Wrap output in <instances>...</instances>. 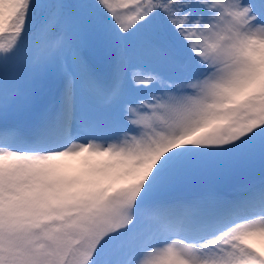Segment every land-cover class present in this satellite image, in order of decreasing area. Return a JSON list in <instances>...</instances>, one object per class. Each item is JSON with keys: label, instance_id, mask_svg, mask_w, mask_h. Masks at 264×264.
<instances>
[{"label": "snow or ice", "instance_id": "snow-or-ice-1", "mask_svg": "<svg viewBox=\"0 0 264 264\" xmlns=\"http://www.w3.org/2000/svg\"><path fill=\"white\" fill-rule=\"evenodd\" d=\"M0 264H264V0H0Z\"/></svg>", "mask_w": 264, "mask_h": 264}]
</instances>
